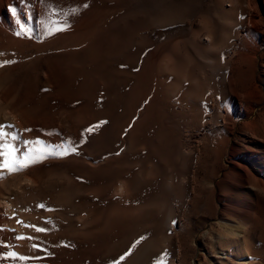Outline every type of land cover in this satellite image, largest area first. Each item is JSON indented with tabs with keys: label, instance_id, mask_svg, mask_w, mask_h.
<instances>
[{
	"label": "bare ground",
	"instance_id": "6f19581e",
	"mask_svg": "<svg viewBox=\"0 0 264 264\" xmlns=\"http://www.w3.org/2000/svg\"><path fill=\"white\" fill-rule=\"evenodd\" d=\"M226 1L132 0L130 8L111 17L114 24L153 10L160 71L149 80L146 72L134 76L132 87L121 90L124 121L119 123L120 116L107 106L104 120L86 127L78 149L79 190L87 203L78 206L82 226L96 227L99 213L118 224L152 217L144 226L150 234L135 237L117 264H145L152 260L148 252H162L164 263L181 261L175 233L186 218L188 232L196 233L211 206L226 216L218 223L216 243L222 251L213 247L201 259L207 263L215 255L220 264H256L250 235L257 199L264 197V119L245 124L233 139L241 121L264 100L254 68L264 46V10L259 0ZM198 19L203 20L199 26ZM214 46L224 50L221 60ZM88 116L93 119L95 111ZM224 154L229 168L222 163ZM220 171L226 175L218 201L209 177ZM100 198L106 209L97 206Z\"/></svg>",
	"mask_w": 264,
	"mask_h": 264
},
{
	"label": "rangeland",
	"instance_id": "374dc122",
	"mask_svg": "<svg viewBox=\"0 0 264 264\" xmlns=\"http://www.w3.org/2000/svg\"><path fill=\"white\" fill-rule=\"evenodd\" d=\"M259 1L264 10V0ZM131 5L132 0H0V264H117L134 247L135 237L150 234L144 226L151 223V215L140 225L118 224L110 214L107 218L99 213L96 227H84L78 213V206L80 210L87 204L78 180V149L86 127L102 122L107 106L122 123L123 89H130L139 73H148L149 80L160 72L153 10L111 22L113 13ZM213 49L221 60L224 50ZM257 56L254 68L264 93V46ZM262 101L241 121L233 141L245 124L264 119ZM92 111L93 119L88 116ZM230 162L225 155L223 165L229 168ZM225 175L210 174L216 199L223 195ZM257 204L250 237L255 263L264 264L261 194ZM97 206L106 209L107 203L100 198ZM224 217L211 206L196 233H189L186 218L174 240L184 258L175 264H220L215 255L207 263L200 255L218 248ZM148 255L152 260L145 264H174L164 263L162 252Z\"/></svg>",
	"mask_w": 264,
	"mask_h": 264
}]
</instances>
